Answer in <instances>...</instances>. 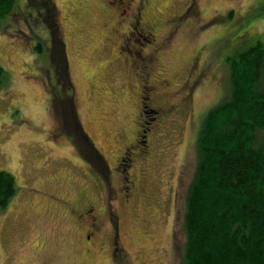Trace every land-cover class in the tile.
<instances>
[{
    "label": "rangeland",
    "instance_id": "1",
    "mask_svg": "<svg viewBox=\"0 0 264 264\" xmlns=\"http://www.w3.org/2000/svg\"><path fill=\"white\" fill-rule=\"evenodd\" d=\"M54 3L68 72L59 81L40 2L17 0L0 24L6 72L0 171L14 175L20 189L0 213V264H181L177 215L196 159L188 148L206 108L223 95L227 59L264 43V0ZM130 3L142 11L140 25ZM190 75L197 80L193 95ZM66 79L71 85L61 88ZM57 90L59 99L53 98ZM71 96L77 119L111 170L117 191L111 201L104 175L90 171L72 146L73 138L82 141L79 128L60 129L64 118L58 120L54 101ZM139 133L145 135L140 145ZM122 177L137 186L144 177L146 197L123 190ZM82 197L96 203L90 216L80 211L88 205ZM93 223L99 228L86 259L83 226Z\"/></svg>",
    "mask_w": 264,
    "mask_h": 264
},
{
    "label": "trees",
    "instance_id": "2",
    "mask_svg": "<svg viewBox=\"0 0 264 264\" xmlns=\"http://www.w3.org/2000/svg\"><path fill=\"white\" fill-rule=\"evenodd\" d=\"M40 3L52 30L57 76L66 78L57 8L54 0ZM16 5L17 0H0V24ZM38 47L42 51V42ZM227 62L223 95L206 108L188 148L196 159L177 215L183 228L181 264H264V43L258 40ZM5 74L0 65V85ZM61 81L69 85L68 79ZM59 91L56 98L61 97ZM77 132L93 164L106 175L110 170L106 160L88 142L86 132L81 128ZM19 190L15 176L0 171V213L11 207Z\"/></svg>",
    "mask_w": 264,
    "mask_h": 264
},
{
    "label": "flooded vegetation",
    "instance_id": "3",
    "mask_svg": "<svg viewBox=\"0 0 264 264\" xmlns=\"http://www.w3.org/2000/svg\"><path fill=\"white\" fill-rule=\"evenodd\" d=\"M36 1L40 2V0H36ZM131 1H133V0H131ZM134 5L135 4L130 3L128 5L127 9L132 12V18L133 19L136 18L137 21H138V24L140 25V21L139 20L142 17V11L140 9H136V8H135L136 9L135 10L134 9ZM142 8H144V6H142ZM136 28H138V27H136ZM145 28H146V30H148V28H150V26L145 23ZM192 77H190L189 83L192 82L193 88L191 87L192 88L191 89V94L193 95L197 80L192 78ZM58 81H59V78H58ZM68 82H69V80H68ZM61 84L63 85L61 88H64V83L62 82ZM69 85H71V82H69ZM55 88H57V87H55ZM54 97L56 98V96H53V98ZM56 99H58V98H56ZM57 103H58V100L54 101L55 108L58 111V120L61 122L62 116L64 118L63 122H62L63 125L62 124L60 125V129L62 130V132L66 131V127H68L69 129H72V127L73 128H81L83 130V127L81 126L79 120L77 119L76 112L74 111V97L71 96L70 99L67 98V99L63 100L62 103H59L58 105H57ZM137 137H139L137 139V142H136V143H138V145H140L141 143L145 142V140H144L145 135L144 134L141 136V134L139 133L136 136V138ZM71 142H72V146L76 147L78 152H79L78 159L81 160L82 162L86 163V165L90 169V171L98 170V174H100V175L103 174L104 175V179L106 180L107 184H109V186H110L109 188L111 190L110 192H108L107 200L109 199L111 201V200L115 199V195H117V191L116 190H112V187H111L112 185H111L110 175H109L111 170H109V172L106 175L103 172H101V173L99 172V169H97V167L93 164V162L91 161V159H90V157H89V155L87 153L88 146L85 145V143H86L85 141H83V140L80 141L79 139H77V142H76V140L73 138L71 140ZM88 142H91V141L88 140ZM128 152L126 153L127 157L130 156V153H131V152L130 153H128ZM119 161H121V159ZM123 161H125V158L123 159ZM118 165H120V164H118ZM130 165L132 166V164H130ZM122 167H123V165H121V169L120 170L122 171V173H124L125 171H124V169H122ZM141 172H142V175H143V173H147V170L144 168V169H141ZM147 180H148V177H147ZM122 181H123L122 189L125 190L128 193H130V191H133L134 188L138 189L141 192H144V190L146 189V185L145 184L147 182L145 181L144 177H143V179L141 181L142 185H139V186H137L134 182H131L130 180L126 181L125 177H122ZM142 196L146 197L145 192H144V194H142ZM77 199H78V201L80 203V198L78 197ZM64 202L69 205L67 207L73 209V204H69L70 201H64ZM85 202L88 203V205H86V208H81L80 211L85 210V212L88 213L89 216H90L96 210V203H95V201L92 202V201L87 200L86 197H84V198L82 197V203H85ZM73 203H75V202H73ZM77 212H78V217H79V211H77ZM77 220L78 219L73 217V221L75 223H77ZM83 228L85 230V235H83V237H84V240L86 242V252H87V255L89 257H91L93 255V246H94L93 242H91L93 240L92 239V235L94 234V232H96L98 230L99 224L98 223L97 224H94V223L93 224H88V227L83 226ZM83 228L81 227L80 231H83ZM90 228H91V230H90ZM117 237L118 236H116V238ZM104 242H105V239H103L101 243L104 244ZM118 250L119 249H117L116 251L118 252Z\"/></svg>",
    "mask_w": 264,
    "mask_h": 264
}]
</instances>
